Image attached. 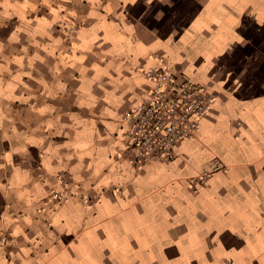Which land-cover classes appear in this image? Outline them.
Masks as SVG:
<instances>
[{
	"label": "crops",
	"instance_id": "crops-1",
	"mask_svg": "<svg viewBox=\"0 0 264 264\" xmlns=\"http://www.w3.org/2000/svg\"><path fill=\"white\" fill-rule=\"evenodd\" d=\"M160 61L216 101L138 165L122 118ZM0 236V264H264V0H0Z\"/></svg>",
	"mask_w": 264,
	"mask_h": 264
},
{
	"label": "built area",
	"instance_id": "built-area-1",
	"mask_svg": "<svg viewBox=\"0 0 264 264\" xmlns=\"http://www.w3.org/2000/svg\"><path fill=\"white\" fill-rule=\"evenodd\" d=\"M146 77L151 82L147 97L122 118L124 149L134 153L138 165L175 159L179 144L197 136L216 101V95L206 84L177 73L163 61L146 70ZM226 167L221 160H215L210 171L191 178L192 189L197 191L211 173ZM57 179L61 187L53 188L44 197L43 211H55L72 195L69 180L61 174ZM8 241L6 236H0L1 244Z\"/></svg>",
	"mask_w": 264,
	"mask_h": 264
}]
</instances>
